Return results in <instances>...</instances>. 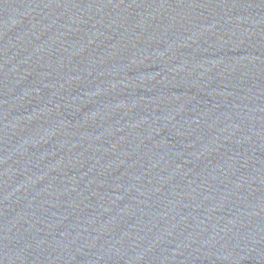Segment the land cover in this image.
I'll use <instances>...</instances> for the list:
<instances>
[{
	"label": "water",
	"instance_id": "1",
	"mask_svg": "<svg viewBox=\"0 0 264 264\" xmlns=\"http://www.w3.org/2000/svg\"><path fill=\"white\" fill-rule=\"evenodd\" d=\"M0 264H264V0H0Z\"/></svg>",
	"mask_w": 264,
	"mask_h": 264
}]
</instances>
